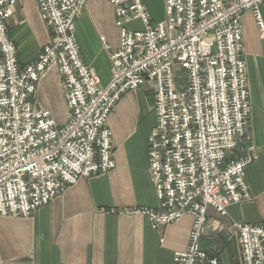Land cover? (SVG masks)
Wrapping results in <instances>:
<instances>
[{
	"label": "built area",
	"instance_id": "2783aa9c",
	"mask_svg": "<svg viewBox=\"0 0 264 264\" xmlns=\"http://www.w3.org/2000/svg\"><path fill=\"white\" fill-rule=\"evenodd\" d=\"M19 1L0 0V216L30 217L79 179L113 170L107 119L124 94L147 86L155 115L148 160L158 207L119 214L146 216L153 229L190 216L187 247L174 253V264H218L200 238L206 229L223 228L208 219V209L226 217L230 205L250 199L245 168L254 147L238 159L230 154L247 138L251 115L241 17L250 11L264 35V0H164L158 23L143 0H107L119 45L110 53L105 86L84 64L75 39L87 0H35L49 40L23 67L7 28ZM135 20L141 30L128 28ZM52 67L67 106L63 124L36 105L38 82ZM229 227L241 263L264 264V226Z\"/></svg>",
	"mask_w": 264,
	"mask_h": 264
},
{
	"label": "crops",
	"instance_id": "0c3cea01",
	"mask_svg": "<svg viewBox=\"0 0 264 264\" xmlns=\"http://www.w3.org/2000/svg\"><path fill=\"white\" fill-rule=\"evenodd\" d=\"M143 3L152 23L164 20V0ZM259 10L264 24V3ZM241 26L251 115L247 138L230 158L245 156L248 145L254 147L255 158L245 168L250 199L230 205L226 217L207 211L208 219L223 228L206 229L200 247L218 264H242L237 237L229 227L232 222L264 226V35L250 11L243 13ZM7 28L20 67L31 63L49 40L35 0H20ZM128 28L143 27L135 20ZM75 39L84 64L105 86L111 78L110 53L119 45L113 8L107 0H87L76 20ZM35 99L57 124L65 122L67 106L56 68L40 79ZM151 105L153 95L143 86L124 94L109 115L113 170L79 179L30 217L0 216V264H174V253L187 247L190 216L153 229L146 216L119 214L158 207L148 160V137L155 124Z\"/></svg>",
	"mask_w": 264,
	"mask_h": 264
},
{
	"label": "rangeland",
	"instance_id": "374dc122",
	"mask_svg": "<svg viewBox=\"0 0 264 264\" xmlns=\"http://www.w3.org/2000/svg\"><path fill=\"white\" fill-rule=\"evenodd\" d=\"M150 91V90H149ZM151 92V91H150ZM152 93V92H151ZM153 106L151 105V111L153 112V108H152ZM232 159H234V158H232Z\"/></svg>",
	"mask_w": 264,
	"mask_h": 264
}]
</instances>
